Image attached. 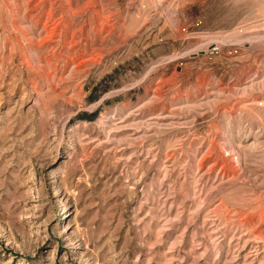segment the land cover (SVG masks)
Wrapping results in <instances>:
<instances>
[{"label":"rangeland","instance_id":"374dc122","mask_svg":"<svg viewBox=\"0 0 264 264\" xmlns=\"http://www.w3.org/2000/svg\"><path fill=\"white\" fill-rule=\"evenodd\" d=\"M0 264H264V0H0Z\"/></svg>","mask_w":264,"mask_h":264},{"label":"trees","instance_id":"16d2710c","mask_svg":"<svg viewBox=\"0 0 264 264\" xmlns=\"http://www.w3.org/2000/svg\"><path fill=\"white\" fill-rule=\"evenodd\" d=\"M84 119H89V120H91L92 118H93V116H88V117H83Z\"/></svg>","mask_w":264,"mask_h":264}]
</instances>
